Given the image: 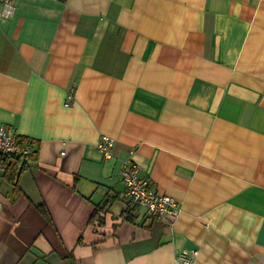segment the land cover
<instances>
[{
    "label": "crops",
    "instance_id": "1",
    "mask_svg": "<svg viewBox=\"0 0 264 264\" xmlns=\"http://www.w3.org/2000/svg\"><path fill=\"white\" fill-rule=\"evenodd\" d=\"M14 5L0 126L35 153L0 161V264H264V0ZM126 159L176 219L125 201Z\"/></svg>",
    "mask_w": 264,
    "mask_h": 264
},
{
    "label": "built area",
    "instance_id": "2",
    "mask_svg": "<svg viewBox=\"0 0 264 264\" xmlns=\"http://www.w3.org/2000/svg\"><path fill=\"white\" fill-rule=\"evenodd\" d=\"M1 15L12 17L15 13L14 0H0ZM71 97H68V101ZM68 101L65 105H68ZM20 135L11 128L0 126V154L24 157L31 152L28 141L20 142ZM114 139L108 135H101L96 148L106 159L112 157ZM64 152H62L63 154ZM120 180L124 187L123 197L128 204L141 207L147 216L163 218L168 216L176 219L180 207L176 200L168 195L156 192L152 184L146 178L138 175V169L134 162L126 159L121 162ZM195 252L182 250L176 255V260L181 264H193Z\"/></svg>",
    "mask_w": 264,
    "mask_h": 264
},
{
    "label": "trees",
    "instance_id": "3",
    "mask_svg": "<svg viewBox=\"0 0 264 264\" xmlns=\"http://www.w3.org/2000/svg\"><path fill=\"white\" fill-rule=\"evenodd\" d=\"M19 141H20V142L28 141V142L30 143V145H31V142H30L27 138H25V137H23V136H20V137H19ZM34 153H35V152H30L29 154H27V155L24 156V157H26V158H27V157H30V156L32 157V155H33ZM11 159L16 160L17 162L21 161V157H15V156H12V155H3V154H0V161H1V162L6 163V161L11 160ZM21 163H22V162H21ZM39 209L41 210V212H42L44 215L47 214V212H46V210H45L43 204H41V205L39 206ZM95 222H96V225H97V224H99V222H102V221L99 219V220H96Z\"/></svg>",
    "mask_w": 264,
    "mask_h": 264
}]
</instances>
